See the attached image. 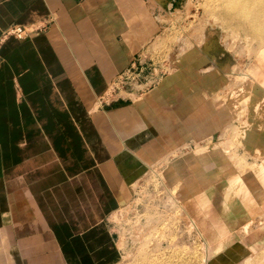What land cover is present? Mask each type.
I'll return each instance as SVG.
<instances>
[{
  "label": "rangeland",
  "instance_id": "rangeland-1",
  "mask_svg": "<svg viewBox=\"0 0 264 264\" xmlns=\"http://www.w3.org/2000/svg\"><path fill=\"white\" fill-rule=\"evenodd\" d=\"M147 1L154 32L107 93L139 104L147 128L120 206L70 264H264V36L222 21L218 0ZM221 206L236 219L224 243ZM4 246L0 264H15Z\"/></svg>",
  "mask_w": 264,
  "mask_h": 264
},
{
  "label": "crops",
  "instance_id": "crops-1",
  "mask_svg": "<svg viewBox=\"0 0 264 264\" xmlns=\"http://www.w3.org/2000/svg\"><path fill=\"white\" fill-rule=\"evenodd\" d=\"M154 17L147 0H0V243L15 264L83 258L120 206L147 119L107 93Z\"/></svg>",
  "mask_w": 264,
  "mask_h": 264
},
{
  "label": "bare ground",
  "instance_id": "bare-ground-1",
  "mask_svg": "<svg viewBox=\"0 0 264 264\" xmlns=\"http://www.w3.org/2000/svg\"><path fill=\"white\" fill-rule=\"evenodd\" d=\"M219 4H215V14L228 23V25L234 23V20H241L245 22L246 28L251 30L257 37L264 36V21L258 16L260 11H264L263 0H218ZM223 4V6H221ZM255 36V37H256ZM209 196L205 193L200 196V205L207 204ZM223 204V202H222ZM216 213L220 220V230L218 236L221 238V243L229 242L231 234L233 235L234 223L236 219L231 218L226 212L225 206L219 207ZM203 210L200 211L202 213ZM214 235L215 232L211 231ZM217 234H215L216 236ZM217 238V236L215 237ZM208 260V259H207Z\"/></svg>",
  "mask_w": 264,
  "mask_h": 264
},
{
  "label": "built area",
  "instance_id": "built-area-1",
  "mask_svg": "<svg viewBox=\"0 0 264 264\" xmlns=\"http://www.w3.org/2000/svg\"><path fill=\"white\" fill-rule=\"evenodd\" d=\"M25 30L26 27H23L21 25H13L12 27H9L8 32L22 35Z\"/></svg>",
  "mask_w": 264,
  "mask_h": 264
}]
</instances>
